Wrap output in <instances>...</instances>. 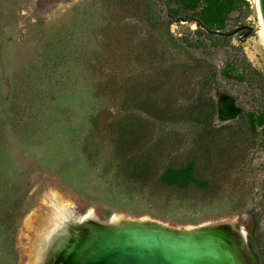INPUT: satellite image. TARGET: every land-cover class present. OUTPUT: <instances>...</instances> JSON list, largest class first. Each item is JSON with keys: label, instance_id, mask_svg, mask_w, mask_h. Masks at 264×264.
<instances>
[{"label": "rangeland", "instance_id": "374dc122", "mask_svg": "<svg viewBox=\"0 0 264 264\" xmlns=\"http://www.w3.org/2000/svg\"><path fill=\"white\" fill-rule=\"evenodd\" d=\"M167 1L0 0V264H38L39 234L60 203L101 223L231 220L247 239L255 212L264 241L263 137L240 116L264 108L258 0L226 30L255 31L217 50L187 47L197 29L187 21L170 37ZM237 60L250 65L244 82L221 74ZM222 102L237 114L223 119ZM190 162L208 189L159 182Z\"/></svg>", "mask_w": 264, "mask_h": 264}, {"label": "water", "instance_id": "95a60500", "mask_svg": "<svg viewBox=\"0 0 264 264\" xmlns=\"http://www.w3.org/2000/svg\"><path fill=\"white\" fill-rule=\"evenodd\" d=\"M264 35V0H259ZM186 21V20H183ZM246 30L245 37L255 29L240 26L226 35ZM237 111V110H236ZM141 219V218H140ZM139 220V219H136ZM120 228L93 229L70 245L68 253L56 264H244L251 263L248 239L238 253L225 250L212 231H185V228L159 227L153 224L132 223ZM164 224V223H163ZM168 226V225H167ZM196 225L193 227H200ZM82 229V226H78ZM79 241V240H78ZM48 260L46 256L42 264Z\"/></svg>", "mask_w": 264, "mask_h": 264}, {"label": "trees", "instance_id": "16d2710c", "mask_svg": "<svg viewBox=\"0 0 264 264\" xmlns=\"http://www.w3.org/2000/svg\"><path fill=\"white\" fill-rule=\"evenodd\" d=\"M172 4H175L176 7H172ZM167 6L168 21L165 24L166 32L170 37L172 36L170 27L175 21L186 20L195 24L197 29L192 32L195 40L185 39L186 46L195 50L202 48L203 50L209 48L217 50L230 47L233 37L226 35L228 33L226 30L231 14L237 11L251 12V4L248 0H168ZM146 7L145 20L154 28V25L161 18L156 14L150 2L147 3ZM247 67H250V65H247L245 61L241 63L238 60L230 61L223 67L221 74L227 79L244 82L246 80ZM209 102L213 105L214 115L216 112L215 103L212 99ZM240 116L246 119L249 130L252 133L260 134L263 137L264 144V108L259 111L243 112ZM121 149H123V146H121ZM124 151L125 149H123ZM195 169L196 166L193 162L181 168L168 167L162 171L158 180L166 187L179 190H187L193 186L203 190L208 189L210 183L198 179ZM137 178L143 180L145 179V174H138ZM262 237L259 214L253 212V228L248 235V248L255 264H264V241Z\"/></svg>", "mask_w": 264, "mask_h": 264}, {"label": "bare ground", "instance_id": "6f19581e", "mask_svg": "<svg viewBox=\"0 0 264 264\" xmlns=\"http://www.w3.org/2000/svg\"><path fill=\"white\" fill-rule=\"evenodd\" d=\"M259 7V0H258ZM260 12V11H259ZM261 14V13H260ZM260 31L262 30V17H260ZM264 37V35H263ZM230 102V101H229ZM220 114L223 119H229L237 114V111L231 103L222 102L219 104ZM132 223L153 224L159 227H169L159 221L149 218H141L139 220L123 219L118 216H112L108 223H101L97 221L91 212L87 213L81 218L72 217V213L64 204L56 205V212L53 213L46 222L45 228L39 234L38 249H37V263L42 264V259L46 256L52 260L54 264L57 259L64 257L72 243H80L85 234H89L93 229L102 227L120 228L121 226H130ZM82 229L78 226H82ZM185 231H212L217 234V242L221 243L225 250L238 253L241 257V249L245 247L247 235L242 229H237L234 221L222 220L218 222L204 224L200 227L188 226ZM79 240V241H78ZM244 264H250L245 261Z\"/></svg>", "mask_w": 264, "mask_h": 264}, {"label": "flooded vegetation", "instance_id": "af4514ba", "mask_svg": "<svg viewBox=\"0 0 264 264\" xmlns=\"http://www.w3.org/2000/svg\"><path fill=\"white\" fill-rule=\"evenodd\" d=\"M52 263V260L48 258L47 262L45 264H51ZM56 264V263H54Z\"/></svg>", "mask_w": 264, "mask_h": 264}]
</instances>
